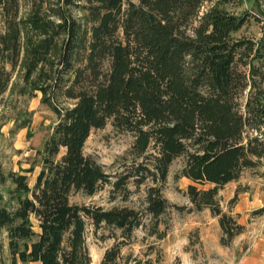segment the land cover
I'll list each match as a JSON object with an SVG mask.
<instances>
[{
	"label": "trees",
	"instance_id": "trees-1",
	"mask_svg": "<svg viewBox=\"0 0 264 264\" xmlns=\"http://www.w3.org/2000/svg\"><path fill=\"white\" fill-rule=\"evenodd\" d=\"M20 1L0 0V103L22 61L25 87L42 90L41 82L53 78L51 88L74 103L63 114L54 108L60 118L34 186L25 175L8 174L17 197L11 210L0 204L9 253L5 263L0 251V264H90L88 222L123 238L142 225L143 213L132 208L70 202L73 193L92 196L111 184L84 154L91 132L109 122L131 133V155L144 157L136 183L165 182L172 162L184 156L177 177L193 182L186 194L194 208L218 217L223 245L242 233L217 195L264 162V27L259 38L236 37L248 15L205 8L214 0H24V18ZM132 176L120 175L113 186L123 189ZM146 204L154 219L170 206L159 186L148 188ZM120 258L116 244L101 264Z\"/></svg>",
	"mask_w": 264,
	"mask_h": 264
},
{
	"label": "rangeland",
	"instance_id": "rangeland-1",
	"mask_svg": "<svg viewBox=\"0 0 264 264\" xmlns=\"http://www.w3.org/2000/svg\"><path fill=\"white\" fill-rule=\"evenodd\" d=\"M224 1L206 2L205 8L215 4L233 14H247L248 21L235 36L259 38L264 27V0H229L227 4ZM28 10L27 2L21 0L19 17L24 18ZM74 15L82 14L74 12ZM3 31L0 19V33ZM53 59L49 77L56 69ZM24 66L22 61L0 103V204L10 210L16 205L17 193L8 174L25 175L28 186H34L42 168L46 142L60 118L55 109L63 114L74 103L51 88L53 78L41 82L42 90L25 87L21 79ZM68 78L69 74L63 75L64 80ZM133 141L131 133L119 131L109 122L102 129L93 130L85 143L84 154L102 166L110 175L111 184L103 185L92 196L73 193L70 202L103 209L128 207L143 213L142 225L129 238H123L113 227H94L88 222L85 244L90 264H101L106 250L116 244L120 245V264H264V162L244 170L237 181L218 191L217 204L221 211L243 226L242 233L223 245L218 217L209 208L196 210L186 194L193 182L177 177L184 156L172 162L165 182H153L149 177L138 184L137 167L145 160L131 155ZM63 153L62 149L57 159ZM125 174L134 176L128 178L123 189H115L113 183ZM153 186L161 188L162 197L170 204L156 219L145 212L147 190ZM7 242L6 234L0 232V251L5 263L9 260Z\"/></svg>",
	"mask_w": 264,
	"mask_h": 264
}]
</instances>
